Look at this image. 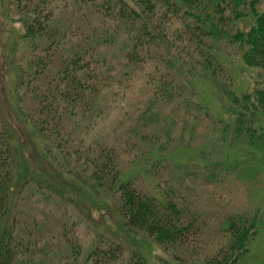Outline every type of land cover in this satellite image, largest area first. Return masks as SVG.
<instances>
[{
    "label": "trees",
    "instance_id": "trees-1",
    "mask_svg": "<svg viewBox=\"0 0 264 264\" xmlns=\"http://www.w3.org/2000/svg\"><path fill=\"white\" fill-rule=\"evenodd\" d=\"M16 7L25 39L16 42L14 61L21 64L14 98L20 118L37 128L43 145L48 140L60 157L82 158L96 184L116 185L123 219L177 264H240L258 234L259 212L224 201L229 190L246 188L233 185L229 174L220 183L226 179L219 177L221 161L207 158L206 201L185 200L174 190L179 181L160 177L156 161L151 171L124 179L117 147L101 137L85 141L82 134L91 126L89 116L126 102L129 94L131 105L169 99L180 138L202 126L221 147L264 150V79L244 89L235 82L241 66L264 69V0H16ZM17 139L13 128L0 129V264H55L47 242L59 231L63 238L74 231L60 222L43 232L44 221L34 212L26 218L16 209ZM45 146L49 157L55 151ZM218 148H211L215 158ZM142 177L152 178L154 188L167 182L159 190L163 200L138 184ZM68 239V254L75 257L80 240ZM89 257L90 264H153L139 249L126 251L114 241L94 246Z\"/></svg>",
    "mask_w": 264,
    "mask_h": 264
},
{
    "label": "rangeland",
    "instance_id": "rangeland-1",
    "mask_svg": "<svg viewBox=\"0 0 264 264\" xmlns=\"http://www.w3.org/2000/svg\"><path fill=\"white\" fill-rule=\"evenodd\" d=\"M60 4L61 1H58ZM55 10L66 11L62 7ZM23 22L16 0H0V129L4 130V126L13 128L20 141L21 158L17 157L15 169L16 174L21 172V175L14 179L12 194V201H17L16 209L26 218L35 214L42 219L43 232L59 228L60 222H67L68 227L73 229L74 232L66 234L65 238L58 234L59 231L58 236L47 242V256H52L55 264H90L92 248L109 241L122 243L126 251L139 249L153 264L179 263L154 238L128 225L123 219L117 209L116 185L106 188L96 184L89 175L90 165L88 167L87 163H83L82 158L77 160L76 156L64 152L60 157L57 147L45 140V145L57 154L48 157L37 128L20 118L13 88L21 64L14 61L15 56L18 59L19 51L16 42L25 39L22 37L25 32ZM236 72L235 82L239 89L251 87L255 80L264 79V69L241 66ZM200 92L204 97L211 98L207 88H202ZM130 97L127 94L124 97L126 102L110 105L99 116H89L91 126L85 127L88 132L84 130L82 134L85 141L101 137L117 147L124 179L144 174L147 169L151 171V162L156 161L160 177L168 180L170 175L171 180L179 181L175 193L191 201H206L208 197L205 193L210 188L206 176L208 171L204 169L209 163L207 158L221 161L219 166L223 167L219 169V177L226 179L220 183L225 185L229 174L233 185L246 188L244 193L234 191L231 194L229 190L223 197L224 201L244 202L259 212L258 234L239 263L264 264V150L250 152L251 148L239 149L226 144L221 147L202 126L185 133L187 140L190 139L188 146L186 137H179L176 113L169 99L147 106L145 102L131 105ZM117 100L120 98L117 97ZM154 118V124H150ZM82 126H77L78 133ZM152 130L156 133L154 137H149ZM211 148H218L219 157L215 158L218 156L216 149ZM199 152H204L205 158ZM138 180L141 187L148 188L156 196L159 190L169 187L167 182H161L160 188H154V180L149 177ZM159 198L164 199L163 196ZM68 235L77 236L80 240L81 248L75 257L68 254Z\"/></svg>",
    "mask_w": 264,
    "mask_h": 264
}]
</instances>
